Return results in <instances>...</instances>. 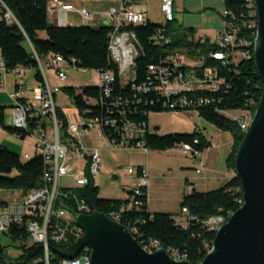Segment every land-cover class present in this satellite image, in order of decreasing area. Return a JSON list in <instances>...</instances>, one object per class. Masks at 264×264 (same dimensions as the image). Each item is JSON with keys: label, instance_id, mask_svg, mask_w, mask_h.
I'll use <instances>...</instances> for the list:
<instances>
[{"label": "trees", "instance_id": "16d2710c", "mask_svg": "<svg viewBox=\"0 0 264 264\" xmlns=\"http://www.w3.org/2000/svg\"><path fill=\"white\" fill-rule=\"evenodd\" d=\"M48 1L4 0L17 19V23H10L0 18L2 54L0 56L3 57L9 71L17 68L31 69L40 86L45 85V78L38 59L42 63H47L50 59L61 56L65 63L73 68L96 72L113 71L116 74V81L110 97L105 95L99 85L80 88L64 86L61 89L66 96L74 100L77 112L83 118L108 117L115 112L113 117L118 122L124 117L148 121L149 113L152 111L187 112L194 108L168 110L162 107V99L158 101L156 93H138L132 86L147 82L151 78L149 66L160 65L167 57L185 53L191 58H199L203 61L204 67L217 68L220 76L225 79L226 86L219 92L189 93L188 96L193 97V100L206 96L215 98V103L200 107L198 115L218 130L232 135L233 147L227 158V167L235 172V158L245 132L237 120L225 116L224 112L249 111L254 115L258 109L263 95V84L254 59L253 45L248 48V58L238 63L223 64L220 59L209 56V52L221 49L219 45L208 37H196L194 28H186L179 24L176 17L164 24L154 23L150 19L146 24H131L126 26V29L136 33L140 55L136 59L133 80L123 84L118 74L119 67L110 56L112 23L105 22L97 27L51 24L47 11ZM136 1L139 0H132V4ZM247 1L224 0L223 20L238 26L240 37L254 44L257 39V12L255 11V28L249 29L245 26L250 21ZM42 31L46 32L47 38L40 37ZM158 35H165L166 39L160 41L157 39ZM100 100L104 103L100 104ZM154 100L155 103L152 105L151 101ZM115 101L118 103L115 111H108ZM11 105L13 106V103ZM5 109L6 106L0 105V126L20 138H26L29 133L6 124ZM57 112L62 122L61 131L66 134L67 116L58 106ZM196 138L199 139V144L194 143ZM144 140L149 151H166L189 143L203 153L211 146L201 131L165 136L148 132ZM44 172L45 162L39 150L33 157L23 159L19 153L0 145V190H21L25 194L32 189L41 188L45 185ZM142 191V206L126 209L128 196L126 199L103 198L95 179H91L83 187L62 188L58 206L69 204L76 208L77 202L84 201L91 212L104 213L112 219L111 213H119L121 224L128 227L141 244L151 245L157 241L173 255L184 256L192 264H200L212 249L215 238V232L210 229L207 221L215 216L229 218L243 204L242 183L237 176L213 190L201 192L193 189L183 195L180 203L181 213L186 218V224H182L173 213L151 212L148 205V190L144 188ZM184 208L187 209V213L183 212ZM78 211L80 215L81 211ZM4 236L9 239L10 245L20 251L18 256L8 255L7 246L2 242ZM74 241L72 240L70 244ZM61 248L63 246L50 241L51 264L57 263V259H63L64 254L60 251L64 249ZM36 259L44 260L45 250L41 244L31 243L27 231L13 228L9 233L0 234V264H34Z\"/></svg>", "mask_w": 264, "mask_h": 264}, {"label": "built area", "instance_id": "2783aa9c", "mask_svg": "<svg viewBox=\"0 0 264 264\" xmlns=\"http://www.w3.org/2000/svg\"><path fill=\"white\" fill-rule=\"evenodd\" d=\"M80 0H49L47 11L49 16H54L59 11L80 13L83 21L89 22L94 18V13L86 7L77 8L76 3ZM120 6L109 11L113 30L110 38V56L119 67V77L123 84H127L128 71H135L136 59L140 55V44L135 32L126 29L128 25L146 24L148 18L146 14L134 8L132 0H119ZM247 1V0H246ZM249 6L250 21L245 24L249 29L255 28V1H247ZM161 10L166 17V22L174 20L175 0H162ZM0 18L7 22L17 23L13 12L6 5L4 0H0ZM165 22V23H166ZM134 39L135 48L132 51H125V40ZM157 39H166L165 35H158ZM221 48L218 51L209 52L210 57H220L223 64L232 62L238 63L242 59L249 57L248 48L254 46L246 38L240 37V28L224 21V27L220 31L215 41ZM0 55L1 52H0ZM40 69L45 78L44 86H36L33 89L32 98H28L24 91V71L17 68L16 90L8 93L13 106L12 126L29 133L36 138L37 149L41 152L45 162L44 182L41 188L32 189L21 195V198L12 203H2L0 205V234L9 233L13 228L25 230L29 233L31 243H38L44 247L45 259H36L34 264H51L52 257L49 252V243L53 241L63 246L61 249H68L71 245L83 237V230L77 225L78 210H91L84 201L77 202L76 208L73 205L62 204L58 206L60 191L64 187L61 180L72 177L75 187L87 185L91 179H95L101 173L102 157L101 152L105 149H144L145 136L148 132L154 133L148 121H136L132 118L124 117L120 122L114 115L117 101L112 102L108 111L114 112L111 116L99 118H83L79 114V123H71L68 118L67 132L62 133V122L58 117L55 91L47 81L46 70L54 68L57 77L65 82L67 72L61 56L50 59L47 63H42L39 59ZM230 64V63H229ZM186 67L187 69H184ZM14 71V70H13ZM6 63H0V89L7 85ZM151 78L141 85L132 86L138 93L157 94L158 101L162 99V107L168 110H186L193 107L198 113L202 106L216 102L213 97H199L197 100L189 98L192 93H215L226 86V81L220 76L217 68L204 67L203 61L199 58H191L185 53H178L167 57L160 65L151 64L149 66ZM101 89L107 97L113 94V85L116 81V74L113 71L97 72ZM104 103L100 100V104ZM154 101H151L153 105ZM112 107V108H111ZM120 113L122 111L119 110ZM234 111H225L232 113ZM148 112H145V114ZM239 115L231 116L238 121L241 129L246 132L249 123L252 122L253 114L249 111H237ZM124 114V113H122ZM98 127L97 141L94 146H88L82 135V130H90ZM82 129V130H81ZM199 144V139L194 140ZM181 152L193 158L196 165V172L200 174L204 166L202 151L187 143L179 147ZM137 174L139 181L130 186L128 191V202L126 209L139 208L142 206L143 189L149 186V170L145 166H137L129 169V175ZM183 212L187 213L184 208ZM113 220L119 222V213H111ZM225 216H215L207 221L210 229L216 233L217 227L223 222ZM121 223V222H120ZM72 240L74 243L70 244ZM145 249L154 252L161 248ZM180 260H186L184 256L177 255ZM55 264H92L87 259L86 249H83L78 256L71 259V262L58 260Z\"/></svg>", "mask_w": 264, "mask_h": 264}, {"label": "rangeland", "instance_id": "374dc122", "mask_svg": "<svg viewBox=\"0 0 264 264\" xmlns=\"http://www.w3.org/2000/svg\"><path fill=\"white\" fill-rule=\"evenodd\" d=\"M149 1V15L150 19L154 23L164 24L166 17L159 6H154V0ZM80 3H83L87 9L98 14H102V19L109 18V11L113 6L118 5V0H80L76 4L79 8L83 7ZM81 5V6H80ZM176 17L179 24H182L186 28H194L196 37L208 36L211 40H217L219 32L224 27L223 16L225 14L224 0H177ZM77 15L76 11L60 13V20L56 21L54 17L49 16V22L51 24H67L69 17ZM92 27L95 25L94 19L90 21ZM106 22H108L106 20ZM218 26L219 29H216ZM41 38H47L46 32H40ZM63 66L67 72V80L62 82L58 77L54 68H48L46 70L47 76L51 82L53 89L58 88L55 91L56 103L61 108L68 120L71 123H79V116L75 107V102L72 98L66 96L61 89L64 86H73L76 88L85 86H97L99 85V76L95 70L77 69L64 63ZM9 86L8 90L3 88L0 90V105L6 106L5 118L6 124L12 126V100L9 98V93H14L15 84L17 81V72L14 70L8 72ZM25 75V74H24ZM27 79L25 76L24 79ZM30 86L34 85V79L29 77ZM27 84V83H26ZM7 93V94H6ZM8 96V97H7ZM231 116L239 115V113H229ZM227 113L225 116L230 117ZM254 116V115H253ZM149 123L153 128L155 126L160 127L156 132L158 135L165 136L168 134H192L195 131L205 132L208 128L207 134L214 138L213 131L216 129L214 126L207 124L197 112L187 111H162L149 113ZM253 119V118H252ZM250 124V123H249ZM212 129V130H211ZM82 130V129H81ZM98 127H93L90 130H82L85 143L88 146H94L97 141ZM0 133H4L6 136L0 137V142H3L4 146H9L15 150V152L22 155L26 153L29 156H34L38 151L36 146L35 136L28 135L26 138H20L8 132L6 129L0 126ZM226 137H231L230 133L225 134ZM219 138L213 139L214 147L217 146ZM223 148V154L232 151L233 145L226 139H222L221 142ZM11 149V150H12ZM108 150V149H107ZM218 150V149H214ZM102 169L101 173L96 177V184L100 187V196L108 199H123L128 193V189L132 183V176L129 175L130 168H136L137 166H145L149 170V182L153 181V187L151 193L150 207L152 212H172L178 221L182 224H186L185 215L181 213L180 203L182 194L183 179L181 173L188 171L193 176H201L196 173L195 169L186 168L185 165L191 163L188 160L189 155H185L179 148H173L166 151H150L147 153L144 149H118L112 151H102ZM152 166L157 169V173L152 175ZM61 184L64 187H73L75 182L72 177H66L61 180ZM199 190L209 191L213 190L210 184L205 185L202 183ZM187 192L190 191L186 190ZM21 190H0V205L2 203L16 202L21 198ZM2 242L7 246V253L11 257H16L20 254V251L14 246L10 245V241L5 236L2 238Z\"/></svg>", "mask_w": 264, "mask_h": 264}, {"label": "water", "instance_id": "95a60500", "mask_svg": "<svg viewBox=\"0 0 264 264\" xmlns=\"http://www.w3.org/2000/svg\"><path fill=\"white\" fill-rule=\"evenodd\" d=\"M255 5L258 26L254 59L263 95L235 158V175L241 180L244 202L215 233L212 249L200 264H264V0H255ZM77 225L84 231L83 237L60 251L68 259L88 247L93 264H192L174 258L165 248L147 251L128 227L104 213L79 216Z\"/></svg>", "mask_w": 264, "mask_h": 264}, {"label": "crops", "instance_id": "0c3cea01", "mask_svg": "<svg viewBox=\"0 0 264 264\" xmlns=\"http://www.w3.org/2000/svg\"><path fill=\"white\" fill-rule=\"evenodd\" d=\"M161 2H162V0H154V6H159L161 8ZM80 4L83 6V3H80ZM176 4H177V0H175V5ZM76 6H77V8H79V6L77 4H76ZM119 6H120V1H118V5L117 6H113L112 8L119 7ZM133 6L137 10L143 11L146 14L147 18L150 19V15H149V13H150L149 9L150 8H149V1L148 0L136 1L133 4ZM83 7H85V6H83ZM60 13H65V12L64 11H59L57 14H55L52 17H54L56 21H59L60 20ZM76 13H77V15L69 17V19H68L69 22L67 24H64V25H76V26H79V25H90V26H92L90 21L89 22L83 21V19H82V17H81L79 12L76 11ZM93 13H94V18L93 19H94V21L96 23L95 25L99 26V25H102L103 23L106 22V18L102 19V17H103L102 14H98L96 16V13L95 12H93ZM175 13H176V6H175ZM57 25H60V24L57 23ZM216 29H219L218 26H216ZM198 37H208V36H198ZM208 38L210 39V37H208ZM212 41H214V40H212ZM24 74H25L24 77L25 76L27 77V79L26 78L24 79V91H25L26 96L28 98H32V96H33V92L32 91H33V89L36 86H38V84H37V82H36V80L34 78V71L31 70V69H25ZM46 75H47V73H46ZM29 77L34 79V83L35 84L32 85V86H30V84H29V79H28ZM47 81L51 85V82H50L48 76H47ZM8 86H9V79H8V75H7V85H6V89H5L7 91H9L8 90ZM2 89L3 88H1L0 90H2ZM14 90H16V84H15V89ZM207 124L213 126L212 124H210L208 122H207ZM155 127H158V126H155ZM155 127H153V128L151 127V128L154 129ZM207 129L208 128L206 127V130ZM206 130H205V132H202V131L201 132L210 141L211 146L202 153V155H203L202 159L204 160V166L202 167V172L200 173L201 176H194V175L192 176L191 173L188 172V171H183L181 173V176H182V179H183L181 201H182L183 195L185 193H187L186 190L190 189V191H188V192H191L193 189H196L197 191L205 192V191L199 190V188H198L200 185H202V183H204L205 185H209L210 184L212 187L219 188V187L223 186L227 181L231 180L234 176H236L235 172L227 167V158H228V156L230 155L231 152H229V154H227L228 152L223 154V151L221 150V148H223V145H224V144L221 143L223 138L224 139L227 138L229 143L231 145H233L232 136L231 137H226L225 134H227L228 132H223V131H220V130H218L216 128L213 131V135H214V138L215 137L219 138V142H218L217 146L214 147V143H213V139L214 138H213V136L210 137L207 134ZM13 135H15V134H13ZM1 136H6V135L2 132V133H0V137ZM15 136H17V135H15ZM1 143H3V142H0V145H3ZM7 147L9 148V146H7ZM215 148L218 149V150H214ZM10 149H12V148H10ZM105 150L106 151H112V150H109V149L108 150L105 149ZM13 151H15V150H13ZM24 157L30 158V157H33V156H29V154L26 153L24 155ZM188 160L191 161V163H188L187 165H185V167L187 169L190 168V169H195L196 170V165H195V162H194L193 158L192 157H188ZM157 172H158L157 169H155V167L152 166V175L156 174ZM131 178H132L131 185H134L135 183H137L139 181V176L137 174L132 175ZM216 188H212V189H216ZM153 189H154L153 181H150L149 182V186H148V205H149L150 211H151V207H150V200L151 199L150 198H151V193H152ZM127 196H128V193L125 196V198H123V199H126ZM163 212H170V211H163ZM170 213H172V212H170Z\"/></svg>", "mask_w": 264, "mask_h": 264}, {"label": "bare ground", "instance_id": "6f19581e", "mask_svg": "<svg viewBox=\"0 0 264 264\" xmlns=\"http://www.w3.org/2000/svg\"><path fill=\"white\" fill-rule=\"evenodd\" d=\"M248 1H255V0H248ZM255 9H256V5H255ZM256 12H257V9H256ZM257 15V24H256V28H257V26H258V13L256 14ZM255 46H256V44H255ZM134 48H135V40L134 39H126L125 40V51H132V50H134ZM215 58H217V59H220V57H215ZM0 63H5V61H4V59H3V57L2 56H0ZM133 78H134V71H128V78H127V82H129V81H131V80H133ZM99 86L101 87V81H100V83H99ZM251 124V123H250ZM250 124H249V126H250ZM249 126H248V128H249ZM203 156V155H202ZM243 202H244V200H243ZM242 202V203H243ZM243 205V204H242ZM81 211V214L79 215V211H78V215L79 216H82V215H91V214H93L95 211H93V212H91L90 210H80ZM78 216V217H79ZM108 216V215H107ZM230 217H231V215H230ZM229 217V218H230ZM120 218V217H119ZM229 218L227 217H225L224 219H223V222L221 223V224H219V227H217V230H216V232L225 224V223H227L228 222V220H229ZM112 219V218H111ZM120 222V221H119ZM83 235H84V231H83ZM136 237V236H135ZM143 245V244H142ZM143 247L145 248V245H143ZM156 247H158V248H163V247H161L160 246V244H159V242H157V241H155L154 243H152L151 245H149L148 244V248H156ZM84 249H86V255H87V259H89V261L90 262H92V260H91V251H90V249L88 248V247H85ZM64 250H66V249H64ZM172 254V253H171ZM173 255V254H172ZM174 256V258H176V259H178V260H180L179 259V257H177V255H173ZM64 262H71V259H68L67 257H65V255H64V257H63V259H62ZM93 264V263H92Z\"/></svg>", "mask_w": 264, "mask_h": 264}]
</instances>
